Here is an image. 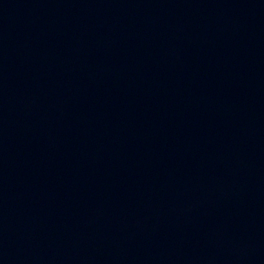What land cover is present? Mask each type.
Returning a JSON list of instances; mask_svg holds the SVG:
<instances>
[{
  "label": "water",
  "instance_id": "obj_1",
  "mask_svg": "<svg viewBox=\"0 0 264 264\" xmlns=\"http://www.w3.org/2000/svg\"><path fill=\"white\" fill-rule=\"evenodd\" d=\"M0 264H264V0H0Z\"/></svg>",
  "mask_w": 264,
  "mask_h": 264
}]
</instances>
